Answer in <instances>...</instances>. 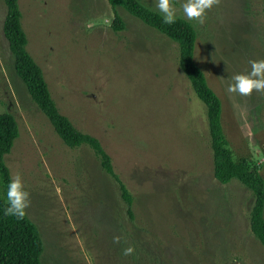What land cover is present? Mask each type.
<instances>
[{
  "label": "rangeland",
  "instance_id": "1",
  "mask_svg": "<svg viewBox=\"0 0 264 264\" xmlns=\"http://www.w3.org/2000/svg\"><path fill=\"white\" fill-rule=\"evenodd\" d=\"M139 1L159 12L157 0ZM184 2L170 5L186 19ZM18 3L26 49L59 111L99 139L133 198L129 217L93 151L66 146L30 99L2 35L0 0V112L19 130L3 161L30 194L42 263L264 264L249 228L253 194L214 178L206 109L179 68L177 44L122 7L124 29L114 31L107 0ZM190 22L194 61L221 99L233 157L258 163L264 179V91H227L233 74L264 60V0H215L203 24Z\"/></svg>",
  "mask_w": 264,
  "mask_h": 264
},
{
  "label": "trees",
  "instance_id": "2",
  "mask_svg": "<svg viewBox=\"0 0 264 264\" xmlns=\"http://www.w3.org/2000/svg\"><path fill=\"white\" fill-rule=\"evenodd\" d=\"M6 11L2 22V35L13 56L16 75L24 84L30 99L46 116L53 130L70 147L87 145L98 158L100 167L117 184L126 212L132 217V195L115 172L111 156L94 135L78 130L67 116L62 114L51 96L41 67L26 49L27 36L21 24L18 0H3ZM114 13L111 27L114 31L124 29V22L116 8L122 7L147 26L165 35L178 46V65L190 82L196 97L206 109L210 148L213 158V175L220 183L237 179L251 190L253 204L249 213V228L264 247V179L259 164L242 158L235 160L221 124L222 102L208 85L202 69L194 61L197 32L194 25L182 17L175 23L162 22V14L144 5L139 0H107ZM19 135L15 117L9 112H0V264H43L40 255L43 249L36 224L28 217L23 219L5 216L4 189L10 179L3 155Z\"/></svg>",
  "mask_w": 264,
  "mask_h": 264
},
{
  "label": "clouds",
  "instance_id": "3",
  "mask_svg": "<svg viewBox=\"0 0 264 264\" xmlns=\"http://www.w3.org/2000/svg\"><path fill=\"white\" fill-rule=\"evenodd\" d=\"M214 2L215 0H185L182 5L184 17L190 21L195 20L198 24H203L206 10L211 8ZM156 8L162 14L163 23H175L177 17L175 10L170 5V0H157ZM250 63L251 72L237 73L230 77L231 82L227 87L229 93L247 96L253 90L264 91V60L250 61ZM3 196L7 205L3 209L4 215L23 219L26 215V209L30 206V194L25 190L19 173L8 180ZM114 241L118 242L119 237H114ZM133 251L134 249L129 246L123 250V254L129 255Z\"/></svg>",
  "mask_w": 264,
  "mask_h": 264
}]
</instances>
